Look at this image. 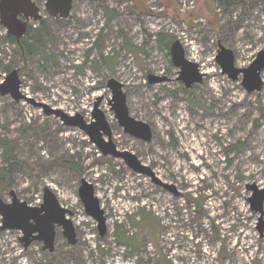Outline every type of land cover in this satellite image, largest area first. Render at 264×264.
I'll return each mask as SVG.
<instances>
[{
    "label": "rangeland",
    "instance_id": "obj_1",
    "mask_svg": "<svg viewBox=\"0 0 264 264\" xmlns=\"http://www.w3.org/2000/svg\"><path fill=\"white\" fill-rule=\"evenodd\" d=\"M33 1L50 42L40 38L39 22H31L30 41L42 52L23 61L0 26V80L17 70L24 95L87 122L100 100L115 146L133 153L178 195L132 173L123 161L103 157L80 130L0 95V170L6 149L14 164L0 171V198L9 203L13 192L39 207L48 187L72 212L77 235L72 246L56 228L49 252L38 242L24 249L20 231H0V264H162L164 256L173 264H264V227L260 234L246 188L264 189V70L261 91L247 93L241 78L229 80L215 62L219 43L233 52L237 68L264 50V0L226 10L216 0H73L67 19L50 18L43 2ZM158 33L171 38L168 47L160 48ZM176 40L204 74L190 89L177 80L171 62ZM148 76L165 81L149 84ZM110 79L122 84L130 116L151 127V142L118 126ZM82 179L93 185L104 211V237L78 197ZM140 212L150 218L149 228L140 230L141 249L134 252L115 243L112 232L118 223L139 231L126 214Z\"/></svg>",
    "mask_w": 264,
    "mask_h": 264
},
{
    "label": "water",
    "instance_id": "obj_2",
    "mask_svg": "<svg viewBox=\"0 0 264 264\" xmlns=\"http://www.w3.org/2000/svg\"><path fill=\"white\" fill-rule=\"evenodd\" d=\"M41 1L44 12L50 18L67 19L71 13L73 0ZM43 18L42 9L33 0H0V26L5 29L7 34L14 36L17 40L25 36L31 22H39ZM169 51L172 64L179 69L177 80L183 84L185 89L202 83L204 74L200 72L198 64L185 57L184 48L178 40L170 45ZM234 61L233 52L219 43L215 62L221 74L233 82L241 78V86L247 93L261 91L263 87L261 74L264 70V50L259 51L253 61L245 68L235 67ZM163 81L165 78L148 76L149 84ZM122 87V84L113 79L107 82V88L112 93L109 105L118 126L126 135L136 140L143 143L151 142L153 135L151 127L147 123L130 116ZM0 95H8L15 102L25 101L27 104L42 109L45 116H54L64 126L80 130L103 157L123 161L132 173L144 176L150 179L152 184L178 195L175 186L162 182L152 169L141 163L133 153L116 148L112 141L110 125L98 107L100 100L94 104L90 121L87 122L79 113L68 115L62 110L51 108L24 95L21 92V81L17 70H12L3 80H0ZM246 188L251 192L247 198L250 209L255 214H259L257 230L262 234L264 227V189L258 188L255 184L247 185ZM10 196L11 201L9 203L3 202L0 198V231H20L19 241L24 249H27L34 242H39L42 243V250L52 252L55 244L56 227L61 228L62 235L69 245L74 246L77 243L76 231L69 218L72 212L59 204L50 188L44 187L43 202L39 207L28 206L25 202L18 200L13 192H10ZM78 197L85 214L96 223L98 235L104 237L107 232L106 218L99 200L94 194L93 185L82 179L78 188Z\"/></svg>",
    "mask_w": 264,
    "mask_h": 264
},
{
    "label": "trees",
    "instance_id": "obj_3",
    "mask_svg": "<svg viewBox=\"0 0 264 264\" xmlns=\"http://www.w3.org/2000/svg\"><path fill=\"white\" fill-rule=\"evenodd\" d=\"M216 1L222 7V10H226L230 6L243 2V0H216ZM31 29L32 26H28V30L25 36L18 40L12 35H9L7 33L5 34V40L7 41V43L13 45L17 49V54L22 58L23 61H29L34 54L41 51L39 44L32 43L30 41ZM38 29H40L39 31H37L40 34V38L44 39L45 43L50 42V38H51L50 30L45 19L39 21ZM155 40L160 46V48L167 46V43L171 42V38L167 35H164L163 33H158L155 37ZM4 70L5 72H10L9 68H4ZM229 149H227V152ZM4 153H5L6 168L1 169L0 171H12L11 169L14 166L11 156L12 152L11 150L6 149ZM2 177H3L2 174H0V184H2V179H3ZM140 214L141 215L137 213L126 214V216H128V221L132 225V228L134 229L136 228L139 231L136 230L135 233H132L128 231L124 225L118 223L114 226V230L112 232V238L115 241V243L119 244L120 246L124 247L127 250H132L134 252L140 251L141 243H140L139 232L142 228L146 229L147 221L150 220V218L147 215H145V213L140 212ZM138 215L140 216L141 220L140 222L137 223L134 222L135 221L134 218H136ZM162 259H163L162 264H173V262L170 259H167L166 256H164Z\"/></svg>",
    "mask_w": 264,
    "mask_h": 264
},
{
    "label": "flooded vegetation",
    "instance_id": "obj_4",
    "mask_svg": "<svg viewBox=\"0 0 264 264\" xmlns=\"http://www.w3.org/2000/svg\"><path fill=\"white\" fill-rule=\"evenodd\" d=\"M37 4V3H36ZM40 7V6H39ZM117 148V147H116ZM118 149V148H117ZM162 182H164V181H162ZM164 183H166V182H164ZM167 184H169V183H167ZM159 187V186H158ZM161 188V187H160ZM163 189V188H162ZM165 190V189H164ZM165 191H167V190H165ZM56 228H60V227H56ZM56 228H55V236H56ZM62 231V230H61ZM62 233V232H61ZM63 236V235H62ZM66 240V239H65ZM39 243V242H38Z\"/></svg>",
    "mask_w": 264,
    "mask_h": 264
},
{
    "label": "crops",
    "instance_id": "obj_5",
    "mask_svg": "<svg viewBox=\"0 0 264 264\" xmlns=\"http://www.w3.org/2000/svg\"><path fill=\"white\" fill-rule=\"evenodd\" d=\"M146 228H149L148 226H146Z\"/></svg>",
    "mask_w": 264,
    "mask_h": 264
}]
</instances>
